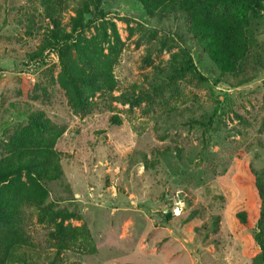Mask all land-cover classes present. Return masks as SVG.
Listing matches in <instances>:
<instances>
[{"label": "rangeland", "instance_id": "1", "mask_svg": "<svg viewBox=\"0 0 264 264\" xmlns=\"http://www.w3.org/2000/svg\"><path fill=\"white\" fill-rule=\"evenodd\" d=\"M102 10L97 18L87 14L93 22L79 33L111 35L115 26L122 43L113 70L116 99L108 103L96 92L101 104L83 115L72 111L56 79L58 53L27 57L46 26L39 0H0V158L7 136L27 124V107L66 126L56 142L62 176L46 183L49 200L73 213L65 224L90 232L55 259L48 228L27 213L36 261L250 264L257 254L246 247L252 232L234 231L231 204L253 199L252 183L237 179L249 178L241 164L264 169V12L246 58L256 79L228 88L214 80L210 57L183 36L182 20L149 17L135 0H103ZM70 15L62 14L66 30ZM164 36L170 49L160 48ZM185 48L202 77L171 80V53ZM111 115L121 123H111ZM191 211L195 217L183 222Z\"/></svg>", "mask_w": 264, "mask_h": 264}, {"label": "trees", "instance_id": "2", "mask_svg": "<svg viewBox=\"0 0 264 264\" xmlns=\"http://www.w3.org/2000/svg\"><path fill=\"white\" fill-rule=\"evenodd\" d=\"M135 1L142 5L149 17L183 21V36L192 40L212 60L216 83L237 88L256 79L255 69L246 58L254 27L264 12V0ZM102 2L39 0L46 26L38 47L27 54L30 61H35L47 50L58 53L59 73L56 79L64 89L72 111L83 115L101 104L92 98L96 92L106 95L108 103L116 99L113 92L117 89V82L113 70L122 43L115 26H112L111 35L105 29L97 30L98 37L79 33L80 29L89 27L93 22L86 20L87 14L96 18L103 15ZM69 10L73 15L69 19L70 29L66 30L62 14ZM178 38L184 42L182 37ZM161 41L160 48L170 49L171 44L166 43L165 36ZM260 59L257 55L254 60L260 63ZM168 72L171 80L188 74L201 76L187 48L171 53ZM46 78L47 83L55 84L56 79L51 73H47ZM108 103L105 109L112 108ZM25 114L27 124L17 127L1 145L0 264H39L26 231L27 213L35 214L37 221L48 228L55 259L78 240L90 237L85 225L65 224L64 221L73 213L49 200L46 183L62 176L60 161L64 153L56 148V142L66 126L56 124L42 110L27 107ZM109 121L120 124L121 118L111 115ZM241 168L249 174V178L238 176L237 179L241 182L248 179L252 183L253 199L248 203L238 200L231 204L234 213L232 228L237 231L243 227L252 232L246 247L255 249L257 254L250 264H264V169H254L246 161ZM195 215L196 212L191 211L183 222H188ZM166 217L169 218V215ZM216 225L217 219L212 222L213 229ZM50 264H55V261Z\"/></svg>", "mask_w": 264, "mask_h": 264}]
</instances>
